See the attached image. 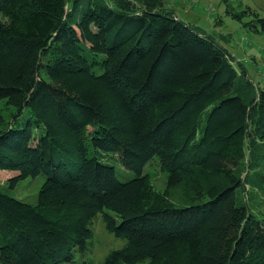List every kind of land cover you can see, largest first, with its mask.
Masks as SVG:
<instances>
[{
  "label": "trees",
  "instance_id": "1",
  "mask_svg": "<svg viewBox=\"0 0 264 264\" xmlns=\"http://www.w3.org/2000/svg\"><path fill=\"white\" fill-rule=\"evenodd\" d=\"M226 11L264 33L256 10ZM254 87L163 0H0V103L15 109L0 111V172L10 188L45 175L35 203L0 184V264H92L99 214L124 239L102 264H264ZM110 154L135 175L119 180Z\"/></svg>",
  "mask_w": 264,
  "mask_h": 264
},
{
  "label": "rangeland",
  "instance_id": "2",
  "mask_svg": "<svg viewBox=\"0 0 264 264\" xmlns=\"http://www.w3.org/2000/svg\"><path fill=\"white\" fill-rule=\"evenodd\" d=\"M228 5L238 10L249 6L264 17V0H163L164 9L171 10L176 18L212 36L220 46L228 49L235 66L238 69H246L253 87L255 85L257 89H264V33L243 26L240 21L231 17L226 11ZM0 111L7 119H10L15 109H7L0 103ZM39 132L41 129L36 131L37 134ZM102 159L114 166L116 176L121 181L135 175L134 171L126 168L113 154L106 155ZM259 168L264 175V163ZM143 171L149 175L154 188L162 193L166 188V173L161 170L157 157H154ZM12 175H14L12 171L1 170V187L13 197L35 203L45 175L39 174L36 177L25 178L15 187L10 188L6 185V181ZM170 196V200L176 205L183 204V195L179 189L173 190ZM252 204L264 210V189L256 191ZM91 228L94 231L91 245L92 264H102L108 251L120 247L124 239L114 236L105 229L100 214L93 219Z\"/></svg>",
  "mask_w": 264,
  "mask_h": 264
}]
</instances>
